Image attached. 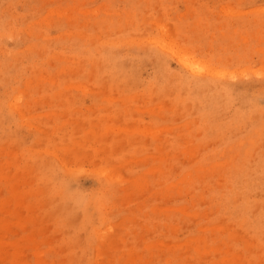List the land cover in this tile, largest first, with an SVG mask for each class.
I'll return each instance as SVG.
<instances>
[{
  "label": "rangeland",
  "instance_id": "rangeland-1",
  "mask_svg": "<svg viewBox=\"0 0 264 264\" xmlns=\"http://www.w3.org/2000/svg\"><path fill=\"white\" fill-rule=\"evenodd\" d=\"M0 235V264H264V0H0Z\"/></svg>",
  "mask_w": 264,
  "mask_h": 264
},
{
  "label": "bare ground",
  "instance_id": "bare-ground-1",
  "mask_svg": "<svg viewBox=\"0 0 264 264\" xmlns=\"http://www.w3.org/2000/svg\"><path fill=\"white\" fill-rule=\"evenodd\" d=\"M62 8H63V7H62ZM62 8H61V9H62ZM54 9H55V7H54ZM54 9H53V10H54ZM67 9H69V7H67ZM67 9H64V11H66ZM57 10H59V9H57ZM57 10H55V11H57ZM62 11H63V10H62ZM58 12H59V11H58ZM48 13H49V11H48ZM52 13H53V12H52ZM52 13H51V14H52ZM161 27H163V26H160V28H161ZM164 27H165V26H164ZM164 27L161 28V29H163V33L166 32L165 35H167V31H165V30H168V29H167V28H164ZM160 28H159V29H160ZM168 28H169V27H168ZM161 29H160V31H161ZM164 31H165V32H164ZM169 34H170V32H169ZM174 42H175V41H174ZM159 44H160V43H159ZM159 44H158V45H159ZM163 44H165L164 41L160 44V47H162V49L164 48L163 46H165V45H163ZM166 46H167V45H166ZM166 46H165V47H166ZM167 47H168V46H167ZM160 49H161V48H160ZM164 49H165V48H164ZM165 50H166V49H165ZM172 54H173V55L175 54L174 56H176V57H178L179 55L182 56V57H181L182 60H183V58L186 59V55H181L179 52H176V51H175V53L172 52ZM173 55H172V56H173ZM178 59H180V58L178 57ZM178 59H177V60H178ZM187 59H189L188 56H187ZM182 60H181V61L179 60L180 63L182 62ZM189 60H190V59H189ZM192 61H194V62H196V63H194V62L192 63ZM192 61H191V63H190V62L188 63V60H184L185 63L182 62V63L187 67V68H185V69H188V68L192 69L193 66H194V68H195V64L197 65V63L200 62V61H198V60H197V61L194 60L193 58H192ZM191 64H192V65H191ZM193 64H194V65H193ZM200 65L203 66L204 64H202V63L200 62ZM200 65H199V66H200ZM181 66H182V65H181ZM202 66H201V67H202ZM201 67H200V68H201ZM204 67H205V66H204ZM206 67H208V66H206ZM206 67H205V68H206ZM197 68H198V67H197ZM200 68L196 69V70L198 71V75H199V72H201V73H205V72H206V71L203 72V71H204L203 68H201L203 71H202V70H199ZM208 68H209V67H208ZM210 69H212V68H211V67H210L209 69L206 68V70H209V71H210ZM185 71H186V70H185ZM189 71H190V70H189ZM192 71H193V73H194V75H195V74H196V73L194 72L195 70H192ZM209 71H207V73H208ZM213 71H214L213 73H215V70H214V69H213ZM211 72H212V70H211ZM187 73H188V72H187ZM201 73H200V74H201ZM205 74H206V73H205ZM205 74H204V75H205ZM208 74H209V73H208ZM210 74H212V73H210ZM217 74H218V73H217ZM187 75H188V74H187ZM204 75H202V76H204ZM212 75L214 76V74H212ZM38 77H39V76H38ZM185 77H187V76H185ZM51 78H52V77H51ZM53 78H54V77H53ZM53 78H52V79H53ZM36 79H38V78H36ZM191 79H192V78H191ZM188 82H189V81H188ZM190 82H191V81H190ZM198 83H199V82H198ZM221 196H222V195H221ZM225 211H226V210H225V208H224V212H225ZM8 223H9V222H8ZM8 223L6 224V226L8 225ZM10 224H11V222H10ZM0 236H1V235H0ZM13 246H14V245H13ZM13 252L16 253L17 251H13ZM15 253H14V254H15ZM16 255H18V254H16ZM15 260H16V259H15ZM15 260H14V261H15Z\"/></svg>",
  "mask_w": 264,
  "mask_h": 264
}]
</instances>
